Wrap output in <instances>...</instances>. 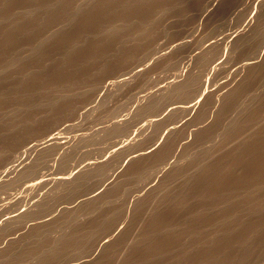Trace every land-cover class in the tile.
<instances>
[{"label":"rangeland","instance_id":"rangeland-1","mask_svg":"<svg viewBox=\"0 0 264 264\" xmlns=\"http://www.w3.org/2000/svg\"><path fill=\"white\" fill-rule=\"evenodd\" d=\"M0 264H264V0H0Z\"/></svg>","mask_w":264,"mask_h":264},{"label":"bare ground","instance_id":"bare-ground-1","mask_svg":"<svg viewBox=\"0 0 264 264\" xmlns=\"http://www.w3.org/2000/svg\"><path fill=\"white\" fill-rule=\"evenodd\" d=\"M252 64V63H251ZM251 66V65H250ZM245 67H247V66H245ZM249 67V66H248ZM177 82V81H176ZM158 147V146H157ZM155 149V148H154ZM142 155V154H141ZM173 167V166H172ZM159 175V174H158Z\"/></svg>","mask_w":264,"mask_h":264}]
</instances>
